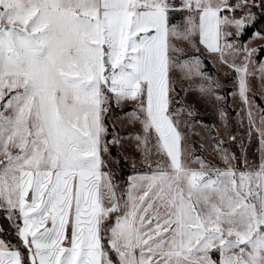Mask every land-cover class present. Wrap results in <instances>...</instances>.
<instances>
[{
  "label": "snow or ice",
  "instance_id": "6c2138e0",
  "mask_svg": "<svg viewBox=\"0 0 264 264\" xmlns=\"http://www.w3.org/2000/svg\"><path fill=\"white\" fill-rule=\"evenodd\" d=\"M262 18L264 0H0V218L17 239L0 264H264ZM207 57L235 74L243 128L212 144L218 163L181 99L230 121Z\"/></svg>",
  "mask_w": 264,
  "mask_h": 264
},
{
  "label": "rangeland",
  "instance_id": "374dc122",
  "mask_svg": "<svg viewBox=\"0 0 264 264\" xmlns=\"http://www.w3.org/2000/svg\"><path fill=\"white\" fill-rule=\"evenodd\" d=\"M263 42L264 41L257 40L253 46L260 45ZM258 58L264 59V53H261ZM206 65L208 72L213 77L217 78L221 84V87L218 89V94L226 97L225 101L222 102L221 107L228 111L230 121H221L219 119V109L213 104L211 99L198 101L195 96L185 97L183 93H181V99H185L186 102L191 104L194 110L198 113L195 120L199 122V126L190 129L188 133L189 138L197 142L198 154L212 160L214 163H218L212 152V144H214L217 140H223L224 147L227 148L230 146L227 143L226 134V128H228V124L230 123L231 127L228 128V131H230L231 134L237 135L238 145L239 139L243 135V128L238 127L239 117L236 115V111L238 110L239 100L237 96L233 95L237 91L235 74L228 68H222V66L216 63L212 57H207ZM225 73H228V75H225ZM253 84H255V81H253ZM257 102H260L259 97L257 98ZM261 106L264 107V104H261ZM244 128H246V123ZM193 133H198L199 135H193ZM121 134H123V132H121ZM252 140L253 142L249 146V151L252 154L250 159H255L258 145L256 144L255 137H253ZM205 142H207L209 146L202 150L199 149V144ZM237 145H233L232 147L236 148ZM128 151L130 152L131 149ZM237 154L239 155V152ZM125 164L127 166L125 172H121L123 169L122 165L114 166V170L120 173L119 178L121 181L126 180L127 176L133 172L131 162L129 161ZM137 168H140L139 164H137Z\"/></svg>",
  "mask_w": 264,
  "mask_h": 264
},
{
  "label": "trees",
  "instance_id": "16d2710c",
  "mask_svg": "<svg viewBox=\"0 0 264 264\" xmlns=\"http://www.w3.org/2000/svg\"><path fill=\"white\" fill-rule=\"evenodd\" d=\"M262 26H264V18L257 21L256 28H260ZM262 44H264V42ZM260 55H261V53H260ZM121 165L123 167L121 172H125V170L127 168L125 162H122ZM0 225L4 228V231L2 233L8 239H10L12 241L13 245H15L17 243V239L15 236V230L12 227H9L8 223L6 221H4L3 218H0Z\"/></svg>",
  "mask_w": 264,
  "mask_h": 264
},
{
  "label": "crops",
  "instance_id": "0c3cea01",
  "mask_svg": "<svg viewBox=\"0 0 264 264\" xmlns=\"http://www.w3.org/2000/svg\"><path fill=\"white\" fill-rule=\"evenodd\" d=\"M1 226V225H0ZM0 238L6 240V241H9L12 243V241L10 239H8L2 232H0ZM13 244V243H12Z\"/></svg>",
  "mask_w": 264,
  "mask_h": 264
}]
</instances>
